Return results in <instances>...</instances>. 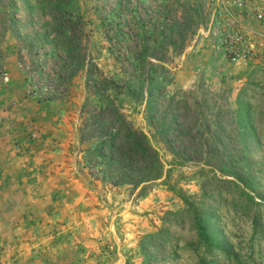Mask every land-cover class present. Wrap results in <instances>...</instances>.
<instances>
[{"label":"rangeland","instance_id":"obj_1","mask_svg":"<svg viewBox=\"0 0 264 264\" xmlns=\"http://www.w3.org/2000/svg\"><path fill=\"white\" fill-rule=\"evenodd\" d=\"M243 1L0 0V86L31 113L0 136L24 128L49 184L75 182L33 241L39 264H264V0ZM130 130L167 178L135 186L105 162Z\"/></svg>","mask_w":264,"mask_h":264},{"label":"crops","instance_id":"obj_2","mask_svg":"<svg viewBox=\"0 0 264 264\" xmlns=\"http://www.w3.org/2000/svg\"><path fill=\"white\" fill-rule=\"evenodd\" d=\"M19 88L13 83L0 86V132L7 128H2V118L14 121L17 118L26 119L31 114H27L29 105L24 91ZM31 106L37 109V106ZM24 130L19 127L16 131L20 144L0 136L1 264H7L4 261L6 259H18L22 261L21 264L43 262L46 254L34 251L33 241L41 240L38 236L42 235L48 225L49 205L52 208L55 206V194H64L66 188L75 186L74 181L66 179L64 172H55L49 184L50 167L42 166V163L49 162L50 155L42 153L41 149L38 153L32 152V145L25 149V139L21 134ZM33 144L41 146L44 142L39 139Z\"/></svg>","mask_w":264,"mask_h":264},{"label":"trees","instance_id":"obj_3","mask_svg":"<svg viewBox=\"0 0 264 264\" xmlns=\"http://www.w3.org/2000/svg\"><path fill=\"white\" fill-rule=\"evenodd\" d=\"M120 131L121 130L111 133L110 139L108 140L110 144L114 145L120 138ZM129 139L134 143V146L130 149L129 153L125 152L124 154L119 155V153L112 152V158H103L105 162L109 163L110 168L120 167L123 173L127 174L126 177L123 178L135 181L133 184L135 186H139L143 183L145 184L151 180H158L163 177L167 178L169 169L164 171L162 163L159 161L160 158L156 155L157 151L154 150L155 146H153L150 141V137L137 130H130ZM106 144L107 141H103L101 146H105ZM117 149L118 151H121L122 146H118ZM140 156L142 159H139ZM135 170L140 172L139 175L134 176L133 171ZM184 200L187 199L184 198ZM201 235L205 242L208 243V235L204 231L201 232Z\"/></svg>","mask_w":264,"mask_h":264},{"label":"built area","instance_id":"obj_4","mask_svg":"<svg viewBox=\"0 0 264 264\" xmlns=\"http://www.w3.org/2000/svg\"><path fill=\"white\" fill-rule=\"evenodd\" d=\"M234 2L236 4H238L239 6H243V5H246V3L243 1V0H234ZM256 14H257V17L260 18V19H264V10L263 9H260V10H257L256 11ZM248 53H250V50L248 49ZM242 55L241 52H235L233 51V57H232V60L233 61H236L240 56ZM245 55V53H244ZM1 71H4V70H1ZM3 78L7 79V73H6V70L4 71L3 73Z\"/></svg>","mask_w":264,"mask_h":264}]
</instances>
